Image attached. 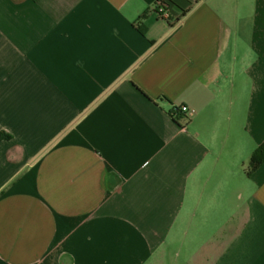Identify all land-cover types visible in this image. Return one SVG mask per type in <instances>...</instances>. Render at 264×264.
Returning a JSON list of instances; mask_svg holds the SVG:
<instances>
[{"label":"crops","instance_id":"1","mask_svg":"<svg viewBox=\"0 0 264 264\" xmlns=\"http://www.w3.org/2000/svg\"><path fill=\"white\" fill-rule=\"evenodd\" d=\"M167 1L0 0V264H264V0Z\"/></svg>","mask_w":264,"mask_h":264},{"label":"trees","instance_id":"2","mask_svg":"<svg viewBox=\"0 0 264 264\" xmlns=\"http://www.w3.org/2000/svg\"><path fill=\"white\" fill-rule=\"evenodd\" d=\"M162 4L166 9H169L171 4L167 0H158L155 6ZM2 135H0V138ZM7 137V136H6ZM264 161V145H262L252 156L250 161L251 169H256Z\"/></svg>","mask_w":264,"mask_h":264},{"label":"built area","instance_id":"3","mask_svg":"<svg viewBox=\"0 0 264 264\" xmlns=\"http://www.w3.org/2000/svg\"><path fill=\"white\" fill-rule=\"evenodd\" d=\"M155 12L159 15V16H162L164 18L167 17V10L166 8L162 5V4H158L157 6H155ZM178 111L182 114H184L185 118L186 119H189L192 117L193 115V111L188 109L186 106H181L178 108Z\"/></svg>","mask_w":264,"mask_h":264}]
</instances>
